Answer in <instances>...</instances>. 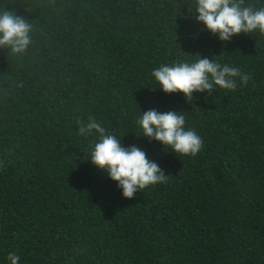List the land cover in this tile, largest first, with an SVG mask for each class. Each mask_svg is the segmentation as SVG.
Segmentation results:
<instances>
[{
  "label": "trees",
  "instance_id": "obj_1",
  "mask_svg": "<svg viewBox=\"0 0 264 264\" xmlns=\"http://www.w3.org/2000/svg\"><path fill=\"white\" fill-rule=\"evenodd\" d=\"M259 9L264 0H245ZM196 0H0L32 43L0 48V264H264V35L223 42ZM188 9L192 10L189 14ZM250 74L233 90L166 94L151 75L198 57ZM176 111L203 140L182 156L143 136ZM92 116L169 175L134 199L91 163Z\"/></svg>",
  "mask_w": 264,
  "mask_h": 264
},
{
  "label": "clouds",
  "instance_id": "obj_2",
  "mask_svg": "<svg viewBox=\"0 0 264 264\" xmlns=\"http://www.w3.org/2000/svg\"><path fill=\"white\" fill-rule=\"evenodd\" d=\"M194 9L195 19L223 42L257 31L264 35V7L257 9L251 4L246 5L245 0H196ZM188 11L192 13V10ZM31 31V25L22 16L11 11L0 13V48L10 49L14 55L26 53L32 43ZM196 57L198 59L192 63L176 60L172 64H161L151 75L164 93H182L188 102L193 100V93L210 95L215 86L234 91L237 78L243 85L251 80V75L238 67ZM138 123L149 141H158L182 156L195 157L204 146L195 131L185 129V117L176 111L148 110L142 113ZM76 124L81 137L91 136L93 132L98 134V142L94 143L90 153L91 163L117 182L124 198L134 199L138 191L168 182L169 175H165L156 162L150 161L144 151L134 145L122 146L121 140L108 134L94 117L89 116L87 122L78 119ZM8 260L18 264L19 256L10 253Z\"/></svg>",
  "mask_w": 264,
  "mask_h": 264
}]
</instances>
